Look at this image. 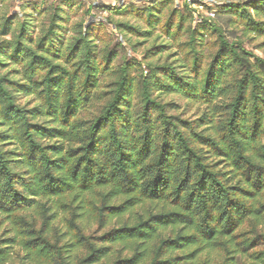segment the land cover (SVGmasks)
Wrapping results in <instances>:
<instances>
[{
	"label": "clouds",
	"instance_id": "obj_1",
	"mask_svg": "<svg viewBox=\"0 0 264 264\" xmlns=\"http://www.w3.org/2000/svg\"><path fill=\"white\" fill-rule=\"evenodd\" d=\"M149 3L150 0H78L75 7L68 8L60 4V0H0V26H2L3 20L7 19L9 13L15 9L18 15L12 22L13 34L18 35L22 26L32 33L33 26L40 25L42 31L32 33L36 36V42H39L40 37L48 30V19L56 13L57 6H60L62 10L58 14L60 17H67V22L63 19L55 21L59 27L54 30L50 41L54 50L60 51L61 58L56 60L48 57V59L53 65L60 64L63 69L68 70L62 85L51 89L50 103L54 113L52 117H41L34 121L32 115L25 113L21 123L13 125L5 121L7 126L0 128V131L11 132L15 135L14 148L17 152L24 153L25 156L31 145H39L36 150V160L32 165L25 162L20 167L11 169V171L20 173L18 182L8 184L5 179L0 177V206L7 207L15 193L26 197L32 205L22 211L5 212L0 210V221H3L0 233L4 229H8L5 235L13 237L16 241L10 245L0 243V249L5 252L4 255H0V264H33L34 254L25 255L26 251L30 252V249L24 248L25 242L30 239L27 233L31 229H36L39 232L42 227V217L44 215L51 216L59 209L62 202L70 200V196H48L45 194L46 190L51 187L49 184L51 177L57 178L54 183L63 187L75 188L77 191L82 183L87 186L95 184L97 179H106L111 183L105 187H94L92 191L106 192L110 188H116L118 191L135 190L134 195L140 197V190L149 191L150 182L159 174L162 178L171 181L169 191H174L179 181L183 179L186 161L182 155L183 148L170 138V142L176 145V155H166L161 162V148L165 139L166 126L177 129L184 137L188 147L194 150L203 149L199 151V154L205 155L207 149L196 142L195 135L196 133L205 134L204 128L198 126L200 122L197 120L198 116L204 115L205 120L212 122L205 127L212 129L209 134L220 149L228 150L231 146L237 156H247L256 163H264V161L255 160L252 151L258 144H264V138L257 142H253L251 139V126L254 119L251 113L254 106L251 102V89L249 88L245 92L248 107L245 109L243 101L241 104L242 112H248L247 119H237L230 126L231 112L218 107L227 104L238 94L236 72L239 65L230 69L229 73L221 78L227 57H220L213 69V76L208 80L207 88H205V80L208 76L207 67L215 49L212 48L211 40L207 38V34L205 37L193 36L191 31L196 27V17L203 19L206 16L222 28L230 18L227 16L216 17L212 13H204L202 9H197L194 17L185 25L184 35L180 40L173 42L162 37L165 43L183 45L176 58L177 63L172 65V68L179 74L177 77L167 69L163 71L156 69V64L164 63L163 60L159 58L144 59L145 49L133 47L137 44L138 38L125 31H117L113 26L116 17L103 8L104 5L127 7L129 4L139 6ZM206 3L213 5V12H215V6L242 5L244 0H206ZM29 4H33L36 10L33 11V7H29ZM45 6L48 10L43 16H40L39 10ZM94 6L97 7L94 8ZM251 17L255 19L257 14L251 12ZM166 19L167 12L159 25H154V27L163 29ZM259 19H264V17H259ZM89 20L93 21L90 25ZM231 20L234 23L227 27L229 30H235V37L229 36L228 39L232 41L239 38L240 42L247 46L248 37L253 35L250 32L245 34L244 25L247 20H242L239 17H232ZM128 22L135 24L142 31L148 30V25L143 21L129 19ZM89 31L91 34L85 36V33ZM77 34L83 36L84 40L78 51L72 53L74 58L69 63H65L72 51ZM157 35H160L159 31H157ZM153 39L155 38L153 37ZM184 41H192V43L184 44ZM23 43L26 49L35 52V43H28L27 40ZM173 50H175V46ZM109 52L113 53L111 58L108 55ZM260 57L264 60V53H261ZM4 59L6 57L0 56V60ZM246 62L252 63L251 58H247ZM89 65L94 71L91 72L92 79L88 81V86L85 88V82L90 74ZM76 68H80V72L74 76ZM46 76V70L37 71L35 79L42 80ZM125 77L126 83L121 92L118 82ZM225 85H235V87L225 90ZM166 89L171 91H166ZM221 91H227L226 96L213 100L212 97ZM17 96L19 97L20 94ZM190 96L205 97L210 102L197 104L195 100L188 99ZM69 97L74 98L71 108H67ZM117 97L119 98L117 99ZM29 98L31 99V97ZM149 101L155 103H149ZM168 101L173 103L169 105ZM17 104L20 108H25L22 98L17 100ZM35 104H39L41 110H48L49 89L47 83L40 89V95L36 98ZM78 105L80 106L79 112H77ZM33 106L27 105L28 108ZM74 113L76 114L74 115ZM100 116L106 118L101 119L97 124L96 121ZM189 119L196 121V123H191L189 128H185L179 123V120ZM0 120H3V115H0ZM260 120L264 124V105L261 106ZM25 121L45 124L50 129L61 130V134L52 139L31 133L28 136H23L26 130ZM167 121H171V124L167 125ZM91 141L94 143L90 151L87 145ZM49 144L55 145L57 151L48 149ZM77 148H83V150L76 152ZM81 157L84 159L81 160ZM24 158V156L20 157L21 160ZM50 161L55 162L51 167L49 166ZM78 164L79 168H77ZM85 169L88 171L87 178L84 176ZM241 172H243V168L240 171L233 170L232 183L238 182L241 187L246 188L248 185L241 178ZM194 186L195 181L193 180ZM225 195L228 199H239L234 197L231 192ZM199 196L200 193L197 192L196 198L191 202L192 211L189 215L197 227L216 228L221 220V213L225 210L226 200L220 198L217 203L215 198H208L205 202L199 199ZM81 198L85 199V202L93 199L90 194L83 193ZM247 203L255 202L247 201ZM158 204L159 202L153 204L155 211L160 210ZM228 211L234 214L233 209ZM104 219H108L107 214ZM78 223L83 227L82 221ZM145 229L144 235L149 239L144 242V248L151 250L154 243L153 234L155 232L158 235V232H156L154 224L146 225ZM242 230L238 229L237 231ZM44 235L50 237L51 232L46 231ZM244 239V237L239 238L240 241H244ZM234 243L230 244V247ZM96 246L99 247V245ZM77 259L75 251L65 250L64 264H77ZM56 264H61L59 259Z\"/></svg>",
	"mask_w": 264,
	"mask_h": 264
},
{
	"label": "trees",
	"instance_id": "obj_2",
	"mask_svg": "<svg viewBox=\"0 0 264 264\" xmlns=\"http://www.w3.org/2000/svg\"><path fill=\"white\" fill-rule=\"evenodd\" d=\"M185 2L182 8L175 5L174 0H160L145 6L129 4L127 7L112 6L108 8L114 15L133 13L144 20L151 29H156L154 25H159L167 12L164 28L159 30L175 42L184 35L185 25L196 13L192 7L193 4L188 3V0ZM63 3L70 7L73 5V0H64ZM225 7L235 17L247 20L244 25L245 34L253 33L248 37L249 40L264 39V19H259V17H264V0H244L242 5L226 4ZM61 10L60 6H57L56 13L47 21L48 30L40 37L39 42H36V36L32 33L42 31L40 25H34L32 33L22 26L19 34L14 35L12 22L18 13L9 14L7 19L3 20V24L0 26V56H4L6 59L0 60V105H2L0 115H3V120H0V128L7 126L5 121L13 125L21 123L25 113L32 115L34 121L41 117L54 115L50 103L51 89L62 85L68 71L63 69L60 64L53 65L48 59V57L56 60L61 58L60 51L54 50L50 41L54 30L59 27L55 21L63 19L67 22V17L59 16L58 13ZM46 11L41 10L40 15L43 16ZM251 12H255L257 18H252ZM196 19V27L191 30L193 36L205 37L207 34V38L211 40L212 48L215 49L207 67L208 76L205 80V88H207L208 80L213 76V69L220 57H227L221 78L226 76L230 69L239 65L236 72L239 92L227 104L218 107L231 112L230 126L237 119H247L248 112H242L241 104L243 101L245 109L248 107L245 92L250 88L251 102L254 105L251 109L254 117L251 126V139L253 142L261 140L264 138V124L260 120L261 106L264 105V60L241 43L239 39L230 41L225 30L218 27L215 21L209 20L206 16L203 19L200 17H196ZM114 24L118 30H126L137 37H147L152 34L151 30L142 31L128 22L118 21ZM90 34V31L86 32L85 36ZM25 40L28 43H35V52L26 49L23 43ZM83 40L84 37L77 34L72 51L65 63H69L74 58L72 53L78 51ZM191 43L192 41H184V44ZM173 46L177 49L174 54L179 56L183 45L153 44L148 48L145 59L166 52ZM258 48L264 49V41L259 44ZM174 54L170 53L164 63H157L156 69L161 71L167 69L178 77L179 74L172 68L177 60L174 59L169 63V58ZM108 55L111 58L113 53L109 52ZM247 58H251L252 63L246 62ZM8 64L18 65L19 70L16 73L20 75L19 78H14L10 76L9 72L3 71V68ZM45 70L47 71L46 78L36 80V72ZM92 71L94 69L89 65L90 74L85 82V88L88 86V81L92 79ZM79 72L80 68H76L73 75L75 76ZM45 83L49 89L47 111L41 110L39 104H33L34 106L31 108H28L27 104H25V108L18 106L19 98L16 92H21L25 96L34 95L37 98ZM125 83L126 77L118 82L121 92ZM232 87L235 85H225V90ZM166 91L171 90L166 89ZM226 94L227 91H221L212 99L224 97ZM73 99V97H69L67 108L73 106ZM85 99L87 98L85 97ZM188 99L195 100L197 104L210 102L205 97L190 96ZM149 103L155 102L149 101ZM167 103L171 105L173 102L168 101ZM79 111L80 106L78 105L77 112ZM105 118V116H100L96 123L99 124L100 120ZM197 120L200 122L198 126L204 128L205 134L196 133V142L207 149L205 155L199 154V151L203 149L194 150L188 147L184 137L177 129L165 127L161 162L166 155H176V145L170 142V138L183 148L182 155L186 161L183 179L179 181L172 192L169 191L171 181L162 178L159 174L150 182L149 191L140 190V197L134 195L135 190L118 191L116 188H110L106 192L92 191L94 187H105L111 183L106 179H97L95 184L87 186L82 183L77 191L75 188L63 187L54 183L57 178L51 177L49 180L51 187L46 190L45 194L48 196H70V200L62 202L59 209L51 216L44 215L42 217V227L39 232L36 229H31L27 233L30 239L25 242L24 248L30 249V252L26 251L25 255L34 254V264H56L57 259L61 264H64L65 250L76 252L77 264H264V249L259 245L262 236L259 228L264 223V196H262L264 193V163H256L247 156H237L231 146L228 150L220 149L209 134L212 129L205 127L212 122L205 120L204 115L198 116ZM179 123L183 127L189 128L190 124L196 123V121L179 120ZM25 124L26 130L23 136H28L31 133L52 139L61 134V130L50 129L45 124L26 121ZM166 124L170 125L171 121H167ZM21 139L23 140V137ZM14 143L15 135L13 133L0 131V177L5 179L8 184L18 182L20 177L18 171L14 172L11 169L18 168L25 162L32 165L36 160V150L39 148V145H31L25 156L24 153L15 150ZM93 143L94 141H91L87 145L90 151ZM47 148L57 151L56 146L52 144H49ZM82 150L83 148H77L75 151ZM252 151L255 160L264 161V144H258ZM21 156L25 157L24 160L20 159ZM83 159L84 157H81V160ZM54 164V161L49 162L50 167ZM77 168H79V164ZM241 168H243L241 178L248 185L246 188L241 187L238 182L232 183L233 170L240 171ZM84 176L85 178L88 176L87 169L84 170ZM193 180L195 181L194 187ZM197 192L200 193L198 198L205 202L208 198H215L217 203L220 198L226 200L225 210L221 213V220L216 228L197 227L189 215L192 211L191 202L196 198ZM229 192L239 199H228L225 194ZM82 193L90 194L93 199L85 202V199L81 198ZM185 193L189 194L185 196ZM247 201L255 203L248 204ZM155 202H159L157 205L160 208L159 211L153 209ZM91 205L94 206L90 207ZM31 206L26 197L15 193L10 204L7 207L0 206V210L5 212L22 211ZM229 209H233L234 214L229 213ZM105 214H107V220L104 219ZM80 221L83 222V227L78 223ZM149 224H154L156 232H158V235L155 232L153 234L154 243L151 250L144 248V242L149 239L144 235L145 226ZM59 228H63V231H59ZM238 229L243 230L238 232ZM46 231L51 232L50 237L44 235ZM240 237H244V241H240ZM15 242L11 236L0 239V243L4 244L10 245ZM233 242H235L234 245L230 247ZM4 254V250L0 249V255Z\"/></svg>",
	"mask_w": 264,
	"mask_h": 264
},
{
	"label": "rangeland",
	"instance_id": "obj_3",
	"mask_svg": "<svg viewBox=\"0 0 264 264\" xmlns=\"http://www.w3.org/2000/svg\"><path fill=\"white\" fill-rule=\"evenodd\" d=\"M64 0H60V4H63L66 6L65 3H63ZM160 0H150V3L151 2H159ZM78 2V0H73V5L72 6H66L68 8H71V7H75L76 3ZM175 2V5L179 6L180 8H182L184 6V4L186 3L185 0H174ZM188 3H192L193 4V8L195 10L197 9H202L204 13H214V16L216 17H221V16H227L229 17L230 19L228 21L225 22V26L223 27V29L225 30V33H227V37L229 36H232V37H235V30H229V28L227 27V25L231 24V23H234V21L231 20L232 17H235L229 10H227V8L225 7L226 4L224 5H218V6H215V12H213V5H210L208 3H206V0H188ZM160 4V3H159ZM29 7H33V11L36 10V7L33 6V4H29L28 5ZM59 6V5H58ZM113 5H104L103 8L104 10L108 11L111 13V11L109 10L108 7H112ZM119 6H122V5H116L115 7H119ZM141 6V5H139ZM145 6V5H143ZM38 7V5H37ZM97 7V6H94V8ZM114 7V6H113ZM41 10H48L47 9V6L43 7V8H40L39 10V15H40V12ZM166 11V10H165ZM9 14H17V11L15 9H13ZM112 14V13H111ZM114 17H116V21L115 22H128L129 19L132 20V21H143L140 17L134 15L133 13H129L127 15H114L112 14ZM262 15V14H260ZM41 16V15H40ZM89 24L93 23L92 20H89L88 22ZM129 23V22H128ZM145 23V22H144ZM130 24H133V23H130ZM146 24V23H145ZM135 25V24H133ZM117 31H125L127 32L126 30H118V28L116 27V25L114 24L113 25ZM148 30H151L152 34H150L149 36L147 37H137V36H134L132 35L131 33L127 32L129 35L133 36V37H137V44L134 45L133 47H139V48H144L145 51L143 52V58L145 59V55H146V52L148 50V48H150L153 44H165V42H163V38L167 39V40H170L166 35L162 34L161 31L159 29H151L149 26H148ZM157 31L160 32V35H157ZM153 37L155 39H153ZM236 39H239V38H236ZM235 40V39H234ZM156 41H160L159 43H157ZM264 41L263 38H258V39H252V40H249L247 39V47L250 48L255 54L259 55L261 53H264V49H259L258 46L259 44ZM174 47V46H173ZM173 47L170 48L168 51L166 52H163L161 54H157V55H153V56H150L148 59H161L163 61H165L168 57V55L170 53H173L176 52V47H175V50H173ZM178 56H176L175 54L174 55H171V57L169 58L170 61L176 59ZM17 70H19V67L18 65H14V64H8L7 67L3 68V71L4 72H9L10 73V76L14 77V78H19V74H17ZM17 94H20V96L18 97L19 99H23V101L25 102V104L27 105H33L35 104V96H25L23 93L21 92H16V95ZM31 97V99L29 98ZM197 111H199V109H197ZM193 115H195V112H193ZM3 227V221L0 223V228ZM262 228H264V223L260 226L259 228V232L262 234V236L260 237V247L264 249V230H262ZM8 229H4V231L2 233H0V237H3V238H6L8 236L5 235V233H7ZM59 231H63V228H59ZM34 264V263H33Z\"/></svg>",
	"mask_w": 264,
	"mask_h": 264
},
{
	"label": "built area",
	"instance_id": "obj_4",
	"mask_svg": "<svg viewBox=\"0 0 264 264\" xmlns=\"http://www.w3.org/2000/svg\"><path fill=\"white\" fill-rule=\"evenodd\" d=\"M213 15H214V13H213Z\"/></svg>",
	"mask_w": 264,
	"mask_h": 264
}]
</instances>
